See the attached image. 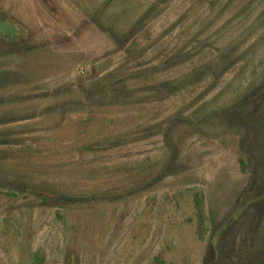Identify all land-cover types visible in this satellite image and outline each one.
<instances>
[{"label":"rangeland","instance_id":"obj_1","mask_svg":"<svg viewBox=\"0 0 264 264\" xmlns=\"http://www.w3.org/2000/svg\"><path fill=\"white\" fill-rule=\"evenodd\" d=\"M37 251L264 264V0H0V264Z\"/></svg>","mask_w":264,"mask_h":264},{"label":"trees","instance_id":"obj_2","mask_svg":"<svg viewBox=\"0 0 264 264\" xmlns=\"http://www.w3.org/2000/svg\"><path fill=\"white\" fill-rule=\"evenodd\" d=\"M239 163L242 167L244 166V161L242 159H239ZM195 208H196V212H197V215H198L200 223H201L203 220V210H204L203 208H204V206H203L202 199L200 197L196 198V200H195ZM30 264H44V255L38 251L35 252L32 255ZM153 264H166V262L164 261V259L162 257L157 256L153 259Z\"/></svg>","mask_w":264,"mask_h":264},{"label":"water","instance_id":"obj_3","mask_svg":"<svg viewBox=\"0 0 264 264\" xmlns=\"http://www.w3.org/2000/svg\"><path fill=\"white\" fill-rule=\"evenodd\" d=\"M3 26H5V25H3Z\"/></svg>","mask_w":264,"mask_h":264}]
</instances>
